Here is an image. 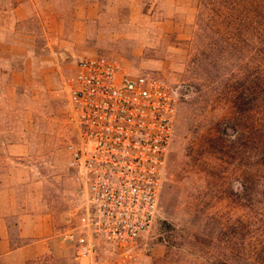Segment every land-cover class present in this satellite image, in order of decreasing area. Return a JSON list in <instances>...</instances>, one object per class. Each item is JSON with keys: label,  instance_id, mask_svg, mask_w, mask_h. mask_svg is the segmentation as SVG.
Here are the masks:
<instances>
[{"label": "rangeland", "instance_id": "374dc122", "mask_svg": "<svg viewBox=\"0 0 264 264\" xmlns=\"http://www.w3.org/2000/svg\"><path fill=\"white\" fill-rule=\"evenodd\" d=\"M18 1L0 0V142L47 155L38 176L56 232L83 199L69 80L80 58L105 55L177 93L158 216L135 264H264V0H94L84 18L77 0ZM65 245L30 264H88Z\"/></svg>", "mask_w": 264, "mask_h": 264}, {"label": "built area", "instance_id": "2783aa9c", "mask_svg": "<svg viewBox=\"0 0 264 264\" xmlns=\"http://www.w3.org/2000/svg\"><path fill=\"white\" fill-rule=\"evenodd\" d=\"M68 104L78 139L69 166L83 189L59 234L88 264H135L158 216L166 150L177 93L161 78L131 74L114 58H80L69 80Z\"/></svg>", "mask_w": 264, "mask_h": 264}, {"label": "crops", "instance_id": "0c3cea01", "mask_svg": "<svg viewBox=\"0 0 264 264\" xmlns=\"http://www.w3.org/2000/svg\"><path fill=\"white\" fill-rule=\"evenodd\" d=\"M24 3L19 0L16 10ZM94 5V0H77L79 17H92ZM28 75L24 67L11 73V82ZM0 148V158L10 165L0 170V264H30L57 246L66 247L42 192L43 177L38 176L49 172L50 162L44 152H31L26 140L1 141Z\"/></svg>", "mask_w": 264, "mask_h": 264}, {"label": "trees", "instance_id": "16d2710c", "mask_svg": "<svg viewBox=\"0 0 264 264\" xmlns=\"http://www.w3.org/2000/svg\"><path fill=\"white\" fill-rule=\"evenodd\" d=\"M252 24L259 25L261 23L260 19L258 17H255L250 20Z\"/></svg>", "mask_w": 264, "mask_h": 264}]
</instances>
